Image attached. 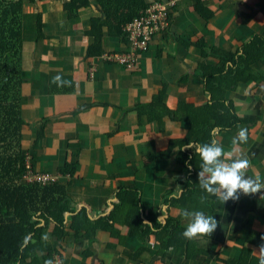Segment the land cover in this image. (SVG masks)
Listing matches in <instances>:
<instances>
[{
  "label": "crops",
  "instance_id": "0c3cea01",
  "mask_svg": "<svg viewBox=\"0 0 264 264\" xmlns=\"http://www.w3.org/2000/svg\"><path fill=\"white\" fill-rule=\"evenodd\" d=\"M71 1L24 0L23 13L26 168L57 175L39 184L63 186L73 208L66 235H48L54 259L237 264L246 249L262 259L252 243L264 235V192L222 204L198 184L195 148L206 143L186 139L203 125L225 159L244 156L247 174L264 181V0H180L171 28L154 37L134 69L99 55L125 51V16L161 0H75L81 5L73 17L65 7ZM93 19L105 24L102 48L90 54ZM165 89L166 105L180 116L163 106L154 113L161 119L139 113ZM83 210L93 240L84 226L79 233L70 226ZM184 210L213 216L211 237L184 238Z\"/></svg>",
  "mask_w": 264,
  "mask_h": 264
},
{
  "label": "trees",
  "instance_id": "16d2710c",
  "mask_svg": "<svg viewBox=\"0 0 264 264\" xmlns=\"http://www.w3.org/2000/svg\"><path fill=\"white\" fill-rule=\"evenodd\" d=\"M73 2L75 0L65 4L72 17L81 5ZM23 13L24 0H0V264H53L56 249L49 244L48 235H55L58 239L66 235L65 214L73 208L63 186L57 183L41 185L24 177L27 149L23 146L25 120L22 115ZM140 13L134 11L125 16L124 22L131 21ZM107 15L113 17L115 14L109 9ZM104 24L96 19L91 22L90 34L94 36V42L90 46V54L102 48ZM124 37L127 41L125 34ZM165 94L166 89L155 96L145 110L139 108V113L149 111L151 119H161L163 114L154 113L163 106L174 117L180 116L179 110L166 105ZM149 107L152 108L148 110ZM211 132L203 125L200 130L193 127L186 141L190 142L198 135L199 141L207 143L211 141ZM41 134L39 128L37 135ZM89 224L90 218L83 210L73 217L70 226L76 233L84 226L88 237L93 240L96 229ZM257 238L258 241L252 244L264 245V235ZM237 264H261V259L246 249Z\"/></svg>",
  "mask_w": 264,
  "mask_h": 264
},
{
  "label": "clouds",
  "instance_id": "9594fccd",
  "mask_svg": "<svg viewBox=\"0 0 264 264\" xmlns=\"http://www.w3.org/2000/svg\"><path fill=\"white\" fill-rule=\"evenodd\" d=\"M60 80V76H57L53 82ZM237 139L239 142L246 141L244 129L240 130ZM186 147L192 149L191 145ZM195 154H198L202 161L198 173L199 186L209 195L215 196L222 204L229 200H238L241 194L251 196L264 192V181L259 176L247 174L250 162L244 156L225 159V148L214 141L196 147ZM227 155L231 157L234 154L229 152ZM260 199H264V194H261ZM182 215L189 221L183 232V237L188 240L211 237L217 229L218 221L203 211L184 210ZM259 254L262 257L261 264H264V245H261Z\"/></svg>",
  "mask_w": 264,
  "mask_h": 264
},
{
  "label": "built area",
  "instance_id": "2783aa9c",
  "mask_svg": "<svg viewBox=\"0 0 264 264\" xmlns=\"http://www.w3.org/2000/svg\"><path fill=\"white\" fill-rule=\"evenodd\" d=\"M179 1H156L149 4L139 15L124 25L123 31L127 37V49L125 51H106L99 55L100 58L123 65L127 69H134L138 64L139 56L150 49L154 37L171 28L172 11ZM28 168L29 170H26L24 175L28 181H38L45 184L58 179L57 175L40 173L30 165ZM54 264H62V262L60 259H56Z\"/></svg>",
  "mask_w": 264,
  "mask_h": 264
},
{
  "label": "rangeland",
  "instance_id": "374dc122",
  "mask_svg": "<svg viewBox=\"0 0 264 264\" xmlns=\"http://www.w3.org/2000/svg\"><path fill=\"white\" fill-rule=\"evenodd\" d=\"M162 2H165V1H167V0H161ZM27 170H29V168H26Z\"/></svg>",
  "mask_w": 264,
  "mask_h": 264
}]
</instances>
